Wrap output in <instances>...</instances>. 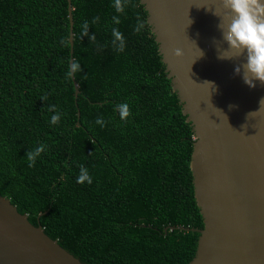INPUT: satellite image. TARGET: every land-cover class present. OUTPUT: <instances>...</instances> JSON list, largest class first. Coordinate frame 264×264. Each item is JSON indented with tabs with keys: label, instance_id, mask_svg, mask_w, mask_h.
<instances>
[{
	"label": "trees",
	"instance_id": "trees-1",
	"mask_svg": "<svg viewBox=\"0 0 264 264\" xmlns=\"http://www.w3.org/2000/svg\"><path fill=\"white\" fill-rule=\"evenodd\" d=\"M120 3L122 13L116 0H71V53L67 0H0V194L85 264H187L203 227L194 132L142 1ZM85 21L95 40L83 36ZM113 28L125 37L123 52ZM71 57L81 66L76 97ZM41 144L29 167L27 153ZM81 167L91 184L77 182Z\"/></svg>",
	"mask_w": 264,
	"mask_h": 264
},
{
	"label": "water",
	"instance_id": "water-1",
	"mask_svg": "<svg viewBox=\"0 0 264 264\" xmlns=\"http://www.w3.org/2000/svg\"><path fill=\"white\" fill-rule=\"evenodd\" d=\"M141 1L194 132L190 167L203 227L197 229L195 255L187 264H264V84L250 88L234 74L242 56L217 58V52L228 55L217 27L219 20L221 26L228 22L222 0ZM72 80L76 97L78 84ZM174 228L196 230L167 226L164 232ZM0 264L85 263L0 194Z\"/></svg>",
	"mask_w": 264,
	"mask_h": 264
},
{
	"label": "clouds",
	"instance_id": "clouds-1",
	"mask_svg": "<svg viewBox=\"0 0 264 264\" xmlns=\"http://www.w3.org/2000/svg\"><path fill=\"white\" fill-rule=\"evenodd\" d=\"M222 6L228 10L226 19L228 22L221 26L220 20L217 27L221 31L222 40L226 44L225 51L228 55H221L217 52V58L220 60L231 59L233 57H243V62L234 64V74L239 75L243 82L250 88L256 87L257 82L264 84V0H222ZM116 11L123 12L124 7L120 0H116ZM215 14V13H214ZM99 20V17L93 18V23ZM114 24H119L118 16H113ZM146 22L138 20L134 31L139 33L145 28ZM89 24L87 21L83 23V36H87L90 40H95V35H90L88 32ZM113 44L118 52H123L125 49V37L117 28H113ZM61 44L65 41L61 39ZM200 50V56L204 55ZM176 55H181L179 49L176 50ZM78 71H81V66L78 61L73 60L69 64L67 75L74 76ZM214 88L212 82H207ZM264 101V98H261ZM260 101V102H261ZM53 109L55 106H52ZM119 116L122 120H126L130 116V109L127 103L117 105ZM61 117L60 112H56L51 117V123H58ZM101 127L105 125L103 118L98 117L95 121ZM45 145H39L34 151L27 153L29 167L35 165L36 158L39 154L45 151ZM92 183V177L88 170L81 167L80 174L77 177L78 183Z\"/></svg>",
	"mask_w": 264,
	"mask_h": 264
}]
</instances>
